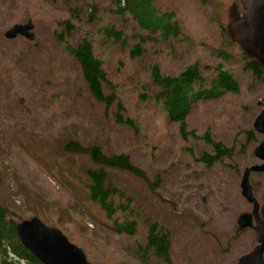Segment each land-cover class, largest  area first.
<instances>
[{
  "label": "rangeland",
  "instance_id": "374dc122",
  "mask_svg": "<svg viewBox=\"0 0 264 264\" xmlns=\"http://www.w3.org/2000/svg\"><path fill=\"white\" fill-rule=\"evenodd\" d=\"M157 1L179 27L165 41L127 12L117 16L112 0H0V204L12 220L35 216L59 228L90 264H164L141 251L150 221L168 233L172 264H236L257 244L254 229H240L236 218L251 210L240 182L244 168L259 161L254 148L264 135L253 122L259 103L264 106V73L246 70L241 48L226 31L233 0ZM28 19L34 40L4 38L8 27ZM112 25L126 35L124 42L105 36ZM83 38L107 74L101 86L108 100L92 96L66 49ZM134 47L138 53L131 55ZM155 64L168 76L196 66L211 77L218 66L237 89L195 104L186 123L196 138H183L156 98ZM206 137L229 155L201 160L216 155ZM69 140L127 154L149 178L106 170L132 200L135 233L109 228L86 201L76 182L83 183L85 168L94 164L86 154L64 151L62 141L64 147ZM248 180L264 203V173L251 172Z\"/></svg>",
  "mask_w": 264,
  "mask_h": 264
},
{
  "label": "trees",
  "instance_id": "16d2710c",
  "mask_svg": "<svg viewBox=\"0 0 264 264\" xmlns=\"http://www.w3.org/2000/svg\"><path fill=\"white\" fill-rule=\"evenodd\" d=\"M116 4V15L121 16L127 12L137 25L148 31L149 34L156 33L158 38L166 40L177 36L179 27L174 21V15L169 11H161L157 0H112ZM105 36L112 37L114 41L124 42L126 35L112 25L104 29ZM67 51L77 59L80 64L82 76L87 83L92 96L98 101L108 100L102 94V82L107 81V74L102 66L101 60L95 56L93 47L87 39L80 40L76 47L66 46ZM139 47L131 49V55L138 53ZM211 77H204L196 66H189L175 76L161 73L157 64L152 66L151 76L160 89L156 96L161 99L162 109L170 122L178 124V131L183 138L188 135L194 137L187 128V117L193 110L195 104L205 100L216 99L226 92H235L237 84L228 71L220 70L217 66ZM125 122L132 124L131 119ZM196 138V137H194ZM213 146L216 155L202 156L201 160L210 164L218 156H228L227 149L219 142H213L209 137L205 139ZM62 141V149L70 153L86 154L94 167L85 168V181L76 182L82 187L86 201L97 209L105 219L109 228L118 233L133 234L136 232V221L130 218L135 212L132 211V200L124 196V189L113 185L107 169L127 171L130 174L149 182V178L143 170L134 166L129 156L124 153H105L98 145L84 146L77 140H69L65 146ZM149 183L148 187L156 186ZM8 209L0 204V264H41L20 243L15 223L8 215ZM149 218V217H148ZM145 221V220H144ZM147 226L145 245L141 247L142 253L151 254L152 258L162 261L164 264H172L169 253V235L162 231L160 225L150 221ZM138 258L142 261L143 256ZM148 257H145L147 259Z\"/></svg>",
  "mask_w": 264,
  "mask_h": 264
},
{
  "label": "water",
  "instance_id": "95a60500",
  "mask_svg": "<svg viewBox=\"0 0 264 264\" xmlns=\"http://www.w3.org/2000/svg\"><path fill=\"white\" fill-rule=\"evenodd\" d=\"M243 9L230 5V22L226 30L241 50L249 57H255L264 64V0H240ZM31 19L14 23L5 30L6 39L23 36L28 40L35 38ZM253 127L264 133V108L255 117ZM254 154L264 161V139L254 148ZM251 171L264 172V162L245 168L241 180V194L254 207L251 213H241L237 224L240 229L253 227L257 244L246 254L240 256L236 264H264V205L258 213V203L251 191L249 174ZM255 217V223L252 222ZM20 243L34 255L41 264H90L85 253L71 243L57 227H49L38 217L23 219L15 224Z\"/></svg>",
  "mask_w": 264,
  "mask_h": 264
},
{
  "label": "flooded vegetation",
  "instance_id": "af4514ba",
  "mask_svg": "<svg viewBox=\"0 0 264 264\" xmlns=\"http://www.w3.org/2000/svg\"><path fill=\"white\" fill-rule=\"evenodd\" d=\"M239 2H240V0H239ZM233 4H235V6H236V1L235 0H233V2L231 3V5H233ZM241 5V4H240ZM237 7V6H236ZM241 9H243V7H242V5H241ZM230 22V21H229ZM227 31V30H226ZM227 33H228V35L230 36V34H229V32L227 31ZM230 38H231V36H230ZM242 53H243V57L246 59V61H245V68H246V70H248V71H250L251 73H254L255 75H257V76H259V75H261L262 73H264V64L259 60V59H257V58H255V57H249L247 54H245L243 51H242ZM259 105H260V107H261V110H262V108L264 107L263 106V104L261 103H259ZM260 110V111H261ZM260 113V112H259ZM258 113V114H259ZM257 114V115H258ZM256 115V116H257ZM257 130V129H256ZM258 131V130H257ZM260 134H262V135H264V133H260ZM262 139H264V137L262 138ZM262 139H261V141H262ZM260 141V142H261ZM257 146V145H256ZM255 146V147H256ZM259 159V158H258ZM264 161H262L261 159H259V161L258 162H256V163H254L253 165H260V164H262ZM250 166H252V165H250ZM250 166H247V167H250ZM247 167H245V168H247ZM245 168H244V170H245ZM244 170H243V172H244ZM242 172V173H243ZM252 173L254 172V173H264V172H260V171H251ZM250 172V173H251ZM241 176H242V174H241ZM249 176H250V174H249ZM241 179V178H240ZM240 184H241V182H240ZM255 197V196H254ZM255 199H256V197H255ZM256 202L258 203V213H259V215H260V207L262 206V205H264V203H259L258 202V200L256 199ZM250 204H251V210H250V212H240L239 214H238V216L241 214V213H251L252 212V210H253V207H254V205H253V203L252 202H249ZM237 219H238V217L236 218V223H237ZM255 221H256V219H255V217L254 216H252V222L253 223H255ZM248 228H252L253 229V227H248Z\"/></svg>",
  "mask_w": 264,
  "mask_h": 264
}]
</instances>
